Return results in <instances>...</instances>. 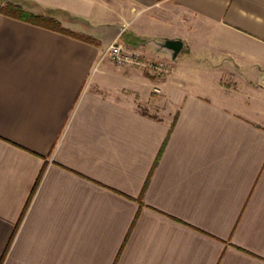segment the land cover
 Here are the masks:
<instances>
[{
  "label": "crops",
  "instance_id": "crops-1",
  "mask_svg": "<svg viewBox=\"0 0 264 264\" xmlns=\"http://www.w3.org/2000/svg\"><path fill=\"white\" fill-rule=\"evenodd\" d=\"M15 1L94 43L0 14V264H264V0Z\"/></svg>",
  "mask_w": 264,
  "mask_h": 264
},
{
  "label": "built area",
  "instance_id": "built-area-1",
  "mask_svg": "<svg viewBox=\"0 0 264 264\" xmlns=\"http://www.w3.org/2000/svg\"><path fill=\"white\" fill-rule=\"evenodd\" d=\"M102 57H106L113 64L141 67L150 77L160 80L173 69V60L152 61L146 59L143 45H128L118 40H113L104 49ZM154 91L159 89L154 87Z\"/></svg>",
  "mask_w": 264,
  "mask_h": 264
},
{
  "label": "trees",
  "instance_id": "trees-1",
  "mask_svg": "<svg viewBox=\"0 0 264 264\" xmlns=\"http://www.w3.org/2000/svg\"><path fill=\"white\" fill-rule=\"evenodd\" d=\"M1 1L2 0H0V4H1ZM0 14L5 15L7 17L14 18V19H18V20H21L24 22H28V23H31L34 25L42 26V27L51 29L53 31H56V32H59V33L65 34V35L75 37V38L82 40V41H85V42L94 43V40L89 36L76 34V33H73L71 31L63 28L61 26V24L59 23V21L56 20L52 15H50V14H46V15L34 14L32 12L27 11L23 7V5H21L17 1L7 2L3 6L0 5ZM162 149H163V146L161 147V150L157 156V159L159 158V155H160ZM155 164H156V161H155ZM42 174H43V171H41V173L39 174V176L35 182V185L33 186V189L30 193L29 199L25 205V208H24L22 214L24 213L25 209L27 208L29 201H30L40 179H41ZM7 250H8V247L6 248L4 254L2 255L0 262L3 261Z\"/></svg>",
  "mask_w": 264,
  "mask_h": 264
},
{
  "label": "water",
  "instance_id": "water-1",
  "mask_svg": "<svg viewBox=\"0 0 264 264\" xmlns=\"http://www.w3.org/2000/svg\"><path fill=\"white\" fill-rule=\"evenodd\" d=\"M156 46L160 49L168 51L171 59H175L176 54L181 49V43L177 40H165L163 42L156 43ZM260 83H264V71L260 72L257 77Z\"/></svg>",
  "mask_w": 264,
  "mask_h": 264
},
{
  "label": "rangeland",
  "instance_id": "rangeland-1",
  "mask_svg": "<svg viewBox=\"0 0 264 264\" xmlns=\"http://www.w3.org/2000/svg\"><path fill=\"white\" fill-rule=\"evenodd\" d=\"M145 56H146V54H145ZM146 59H149V60H152V61H157V62H159V61H161V60H155V59H152V58H149V57H147L146 56ZM146 72V71H145ZM147 73V72H146ZM148 74V73H147ZM149 75V74H148ZM150 76V75H149Z\"/></svg>",
  "mask_w": 264,
  "mask_h": 264
}]
</instances>
